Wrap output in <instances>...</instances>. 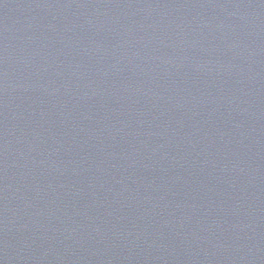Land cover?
Returning <instances> with one entry per match:
<instances>
[{
    "label": "water",
    "instance_id": "95a60500",
    "mask_svg": "<svg viewBox=\"0 0 264 264\" xmlns=\"http://www.w3.org/2000/svg\"><path fill=\"white\" fill-rule=\"evenodd\" d=\"M0 264H264V0H0Z\"/></svg>",
    "mask_w": 264,
    "mask_h": 264
}]
</instances>
